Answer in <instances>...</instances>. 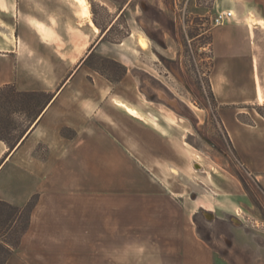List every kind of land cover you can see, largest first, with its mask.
<instances>
[{
  "label": "crops",
  "instance_id": "1",
  "mask_svg": "<svg viewBox=\"0 0 264 264\" xmlns=\"http://www.w3.org/2000/svg\"><path fill=\"white\" fill-rule=\"evenodd\" d=\"M78 1L0 0V90L46 97L32 115L14 114L15 144L0 139V202L25 208L37 200L6 264H232L199 236L197 211L179 190H168L167 206L154 200V182L163 180L156 165L175 164L177 153L130 71L112 83L90 65L92 56L117 52L93 5L107 7L115 22L138 0ZM214 9L236 17L212 32V91L225 132L264 192L257 110L264 107V0H216ZM139 180L146 191L137 190ZM204 185L217 201L234 182ZM219 205L216 218L226 211Z\"/></svg>",
  "mask_w": 264,
  "mask_h": 264
},
{
  "label": "rangeland",
  "instance_id": "2",
  "mask_svg": "<svg viewBox=\"0 0 264 264\" xmlns=\"http://www.w3.org/2000/svg\"><path fill=\"white\" fill-rule=\"evenodd\" d=\"M83 2L78 1L80 6ZM215 4L216 0H138L115 22L107 7L95 4L100 17L96 23L108 30L104 41L117 52L104 58L92 56L90 65L112 83L120 82L130 71L131 82L156 115V128L166 130L171 140L168 145H173L177 162L156 165L160 170L156 174L163 179L154 182L156 203L169 205L168 190H179L186 205L197 211L194 222L199 236L219 254L228 256L232 264H264V192L241 163L212 96V32L216 29L212 21L218 12L231 11L216 10ZM141 38L146 39V47L141 46ZM45 98H18L6 90L0 99V137L15 144L19 135L13 127L14 114L25 110L32 115L38 108L35 104ZM114 102L128 115L144 119L127 103ZM257 110L264 116V107ZM207 182L220 188L234 182V187L219 193V206L226 210L220 211V218L214 216L219 212L218 200L208 193ZM143 189L146 191V185L139 180L137 190ZM18 218L25 223L27 215L0 205V264L8 255V245L2 242L17 244Z\"/></svg>",
  "mask_w": 264,
  "mask_h": 264
},
{
  "label": "trees",
  "instance_id": "3",
  "mask_svg": "<svg viewBox=\"0 0 264 264\" xmlns=\"http://www.w3.org/2000/svg\"><path fill=\"white\" fill-rule=\"evenodd\" d=\"M6 90H11L13 93H16V90L14 89L13 86H7V87H4L3 89L0 90V96H2L6 92ZM212 96H213L214 100H216L213 92H212ZM221 124H222V122H221ZM0 139L3 140L4 142H6L7 144H9L7 139L2 138V137H0ZM258 186L260 187V185H258ZM36 203H37V200L35 198H33L25 208H19V207H15V206L7 203V202H0V205L5 206L7 209L12 210V211L16 212L17 214H26L27 215V219H26L25 223L22 222L21 218H18V219L15 220L16 221L15 223L18 226L17 230H19L18 232L20 233V236L17 238L18 239L17 244H11V243H9L7 241H3L2 242L5 245H8V248H7L8 255L5 258L3 264H6L8 259L12 256L13 252L19 247L23 236L27 233V231H28V229L30 227L31 213L34 210V208L36 207ZM12 218H14V216ZM9 223H10V221H7V224H9Z\"/></svg>",
  "mask_w": 264,
  "mask_h": 264
},
{
  "label": "built area",
  "instance_id": "4",
  "mask_svg": "<svg viewBox=\"0 0 264 264\" xmlns=\"http://www.w3.org/2000/svg\"><path fill=\"white\" fill-rule=\"evenodd\" d=\"M234 19L233 11H221L218 12L217 15L214 17L212 23L214 26H223L229 23L231 20Z\"/></svg>",
  "mask_w": 264,
  "mask_h": 264
},
{
  "label": "bare ground",
  "instance_id": "5",
  "mask_svg": "<svg viewBox=\"0 0 264 264\" xmlns=\"http://www.w3.org/2000/svg\"><path fill=\"white\" fill-rule=\"evenodd\" d=\"M95 30H96V28H95ZM140 44H141L142 47H146V44H147L146 39L141 38V39H140Z\"/></svg>",
  "mask_w": 264,
  "mask_h": 264
}]
</instances>
